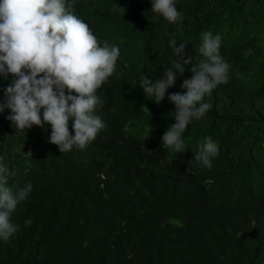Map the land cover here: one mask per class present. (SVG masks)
<instances>
[{
    "label": "trees",
    "instance_id": "obj_1",
    "mask_svg": "<svg viewBox=\"0 0 264 264\" xmlns=\"http://www.w3.org/2000/svg\"><path fill=\"white\" fill-rule=\"evenodd\" d=\"M175 4L182 19L170 24L151 0H75L101 46L120 49L96 92L94 115L106 127L83 150L61 153L49 124L24 134L10 109L0 112L8 186L32 185L11 216L17 232L0 240V264H264V0ZM205 31L220 35L229 79L203 97L211 108L187 126L186 150H166L161 138L175 123L167 95L187 91L193 64L159 105L140 80L162 79L175 64L173 35L199 62ZM13 79L0 75V102ZM206 137L219 147L210 169L194 162Z\"/></svg>",
    "mask_w": 264,
    "mask_h": 264
},
{
    "label": "clouds",
    "instance_id": "obj_2",
    "mask_svg": "<svg viewBox=\"0 0 264 264\" xmlns=\"http://www.w3.org/2000/svg\"><path fill=\"white\" fill-rule=\"evenodd\" d=\"M151 4V11L170 24L182 19L175 0H151ZM74 8L75 0H0V75L5 80L9 74L14 77L4 90L0 112L10 109L6 118L16 132L24 134L33 125L44 128L49 124L48 142L57 145L61 153L74 146L83 150L106 127L94 115L97 105L103 103L96 92L113 75L120 56L119 47L107 40L101 46L89 25L74 14ZM120 10L126 12L123 7ZM201 41L198 51L202 59L194 63L192 57L186 58L184 43L176 47L173 35L168 43L175 64L163 71L162 79L142 76L140 80L145 96L159 105L167 89L184 75L186 66L193 64L191 77L181 85L187 91L167 95L175 106V123L164 132L161 142L166 150L177 153L186 150L182 135L189 123L201 119L211 108V104L202 103L205 94L229 79L231 66L220 55V35L205 31ZM70 121L74 135L69 132ZM218 154V145L206 137L194 153V162L210 169ZM9 175L0 157V240L5 242L18 230L12 214L32 191L30 182L13 190L8 186Z\"/></svg>",
    "mask_w": 264,
    "mask_h": 264
}]
</instances>
